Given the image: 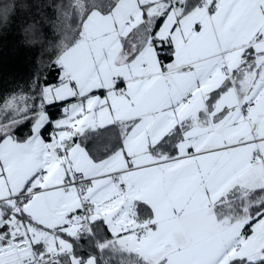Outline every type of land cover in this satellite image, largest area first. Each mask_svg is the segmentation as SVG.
<instances>
[{"label":"snow or ice","instance_id":"obj_1","mask_svg":"<svg viewBox=\"0 0 264 264\" xmlns=\"http://www.w3.org/2000/svg\"><path fill=\"white\" fill-rule=\"evenodd\" d=\"M56 11V83L0 106V264H264V0Z\"/></svg>","mask_w":264,"mask_h":264},{"label":"trees","instance_id":"obj_2","mask_svg":"<svg viewBox=\"0 0 264 264\" xmlns=\"http://www.w3.org/2000/svg\"><path fill=\"white\" fill-rule=\"evenodd\" d=\"M12 2L13 0H0V5ZM16 2L27 3L29 7L26 10L19 8L14 10L11 4L10 15L7 18L0 16V106L4 99L12 94L30 93L35 87L34 81L37 77L41 84L45 81L53 84L59 76V69L53 64L57 54L55 45L59 42V33L53 24L56 23L58 15L56 6L67 3V0H16ZM34 19L42 22V30L35 35L26 31L28 24ZM77 19L78 17L71 21L73 27L76 26ZM56 105L48 106L47 110L53 112ZM30 127L31 122H26L16 134L23 135ZM49 127L47 125L46 129L42 130L43 133ZM110 138H112L110 134H105V138H98L97 142L103 144ZM112 264H115V261Z\"/></svg>","mask_w":264,"mask_h":264},{"label":"crops","instance_id":"obj_3","mask_svg":"<svg viewBox=\"0 0 264 264\" xmlns=\"http://www.w3.org/2000/svg\"><path fill=\"white\" fill-rule=\"evenodd\" d=\"M63 107H64V104H62V103H58V104L56 105L55 109L53 110V112H51L50 110H48V112L50 113L51 118H52L53 120L59 117V115H60V111H61V109H62ZM49 126H50V125H49ZM50 131H51V126L48 128V130L46 131V134H45V135H47V132H50ZM249 230H250V229H249Z\"/></svg>","mask_w":264,"mask_h":264},{"label":"clouds","instance_id":"obj_4","mask_svg":"<svg viewBox=\"0 0 264 264\" xmlns=\"http://www.w3.org/2000/svg\"><path fill=\"white\" fill-rule=\"evenodd\" d=\"M13 5V9L15 10V8H19L20 10H26L29 5L27 3H17L16 0H13V2L11 3Z\"/></svg>","mask_w":264,"mask_h":264},{"label":"rangeland","instance_id":"obj_5","mask_svg":"<svg viewBox=\"0 0 264 264\" xmlns=\"http://www.w3.org/2000/svg\"><path fill=\"white\" fill-rule=\"evenodd\" d=\"M69 102H71V101H69ZM43 134H46V132L44 131V133Z\"/></svg>","mask_w":264,"mask_h":264},{"label":"built area","instance_id":"obj_6","mask_svg":"<svg viewBox=\"0 0 264 264\" xmlns=\"http://www.w3.org/2000/svg\"><path fill=\"white\" fill-rule=\"evenodd\" d=\"M48 109V108H47Z\"/></svg>","mask_w":264,"mask_h":264}]
</instances>
